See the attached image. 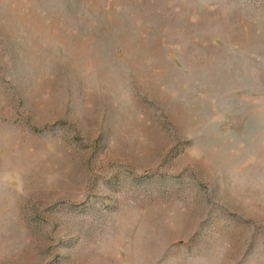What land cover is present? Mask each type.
I'll return each mask as SVG.
<instances>
[{
    "label": "rangeland",
    "instance_id": "374dc122",
    "mask_svg": "<svg viewBox=\"0 0 264 264\" xmlns=\"http://www.w3.org/2000/svg\"><path fill=\"white\" fill-rule=\"evenodd\" d=\"M0 264H264V0H0Z\"/></svg>",
    "mask_w": 264,
    "mask_h": 264
}]
</instances>
